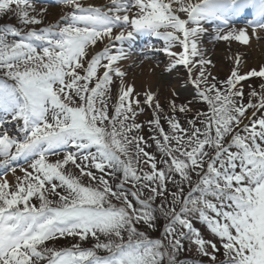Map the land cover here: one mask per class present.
Here are the masks:
<instances>
[{
  "label": "snow or ice",
  "instance_id": "1",
  "mask_svg": "<svg viewBox=\"0 0 264 264\" xmlns=\"http://www.w3.org/2000/svg\"><path fill=\"white\" fill-rule=\"evenodd\" d=\"M39 2L0 0L22 25L0 26V264H189L179 256L193 246L210 264L221 248L224 264H264V83L247 99L243 84L264 67L221 81L201 47L210 27L216 41L260 39L264 0H58L46 26ZM142 38L206 105L193 113L174 88L167 130L157 94L126 80Z\"/></svg>",
  "mask_w": 264,
  "mask_h": 264
},
{
  "label": "rangeland",
  "instance_id": "2",
  "mask_svg": "<svg viewBox=\"0 0 264 264\" xmlns=\"http://www.w3.org/2000/svg\"><path fill=\"white\" fill-rule=\"evenodd\" d=\"M83 2L86 5L91 4L95 6H104L108 3L107 0H83ZM35 7L37 8V10L47 9V11L43 13L44 25L41 26L57 23L65 12V9L63 8L62 5L48 6V7H39L35 5ZM32 14L34 15L35 13ZM3 25L22 27L18 18L14 14H0V26ZM212 33L213 31L210 30L207 35L202 37L201 47L204 50L205 57L212 61V65L209 66V70L212 72L213 76H215L218 80L223 81L227 79L234 69H238V71L241 74L248 73L251 70H253L252 67L253 65H255L254 63H257L258 65V68L255 70H259L261 67H264V62L260 58V55H258V57L255 58L252 47H248V45H242L239 42H235V41L231 43L227 41H216L214 40ZM260 35H261L260 39L251 37L250 39H252V41H250V43L264 42V33H261ZM151 42L155 44L157 47L163 46L162 41L153 39ZM145 44H146V39H144V43L139 49H137L136 44H134L131 48V51L139 52L140 49H143L142 47H145ZM97 50H99V46ZM132 56L133 59H131V56H129V58L123 62V67L124 70L127 72L126 80L128 82L130 81L136 84H140L139 87H141L140 88L141 91L136 90V92L142 93L146 91V89L141 86L143 84L139 83V81L135 79L141 76L145 77L147 75L146 72L147 65L150 67L152 75H157L160 79V83L153 84L150 90L157 94L159 103L164 109V113L161 116V122L166 130L168 128V125L164 122L163 115L171 114L168 108V103L173 98L172 90L174 88L180 93V95L177 98V103H187L188 101H192L193 113L197 110H204L206 108L205 104L193 99L194 93L192 91V86L190 84L185 83L186 71L183 67L180 68L178 74H169L165 71V66L168 63L166 54L160 52L158 53L144 52L142 54H135V56L134 55ZM215 56H220V57L215 58ZM236 57L239 58V65H236L235 63ZM262 83H264V78H259V77H252L248 81L243 82L244 92L246 94L245 99H247V93L250 88L259 90L260 85ZM112 94H113V98L115 99L116 96L115 87H113ZM141 99H143V97H141ZM202 105L204 106L202 107ZM153 117H154L153 110L147 107L145 108L144 112L137 117V122L142 123L144 125L142 131L139 134L145 136L146 139L155 134L150 130L148 125V121L152 120ZM177 118L180 119L181 122L183 123L184 121L183 115L178 114ZM9 127L12 129L13 134H15L16 129L11 124L9 125ZM149 151L153 152L158 157L160 155L159 152L156 150L154 144L153 147L149 149ZM56 158L57 157L55 158L53 157L52 159L54 160ZM2 172L3 169H0V173ZM17 174L22 175L19 172ZM7 178L9 179V181H14V177L12 176L11 173L8 174ZM157 203H159V201H157ZM167 222L168 221L166 220L164 224H166ZM193 223H194V227L201 232L202 236L205 239L216 242L217 246L220 247L219 239L210 232V230L203 222H201L199 219L194 218ZM148 231H149V235L152 238L157 236L158 238L161 237V235H159V232H157L156 229L155 230L149 229ZM62 245L63 247H67L66 240L57 241L55 246L61 248ZM70 245L71 244H69L68 247ZM185 246L186 248L188 247L187 244H185ZM184 253L185 251L182 253L183 255L181 254L179 256L180 260H184L185 258ZM199 258H200L199 259L200 264H204V263L210 264V261L207 257L206 259H203L205 257H199ZM194 259L193 261H191L189 258L186 260L187 261L190 260L188 261L190 264H196L195 262H197V259L195 260ZM225 260L226 257L224 256L223 249L221 248L220 252L217 254L216 264H224Z\"/></svg>",
  "mask_w": 264,
  "mask_h": 264
},
{
  "label": "bare ground",
  "instance_id": "3",
  "mask_svg": "<svg viewBox=\"0 0 264 264\" xmlns=\"http://www.w3.org/2000/svg\"><path fill=\"white\" fill-rule=\"evenodd\" d=\"M250 41H252V39H250ZM248 47H252L253 48V52H254L255 58H257L258 55H260V58L264 62V42H262V43L261 42L260 43H257V42L249 43ZM216 57H220V56H215V58ZM254 64L255 65H253L252 68L253 69H257L258 68L257 63H254ZM146 72H147V75L145 77L141 76V77L136 78L135 80H138L139 83L143 84V85H141L142 87H144L146 90H149V89H151L153 84L160 83V79H159V77L157 75H152L151 69H150V67L148 65H147V68H146ZM128 83L133 84L135 86V90L141 91L140 90L141 87H139L140 84H136V83L130 82V81Z\"/></svg>",
  "mask_w": 264,
  "mask_h": 264
},
{
  "label": "trees",
  "instance_id": "4",
  "mask_svg": "<svg viewBox=\"0 0 264 264\" xmlns=\"http://www.w3.org/2000/svg\"><path fill=\"white\" fill-rule=\"evenodd\" d=\"M165 221H166V219L163 217V216H161L159 219H158V221H157V227H156V230H157V232H159V235H160V233L162 234V232H163V227H164V223H165ZM154 238H158V236L157 237H154ZM66 242H67V245H69V244H71L72 243V241L71 240H66ZM185 244H187L188 245V242H185ZM85 246H91L90 244H88V245H85ZM183 255V254H182ZM184 260H186V259H190L191 261H193V259L195 258V259H197V262H195L196 264H200L199 263V257H202L199 253H198V251H196L195 250V246H193L190 250H186L185 251V253H184ZM194 259V260H195ZM202 259V258H201ZM203 259H206V257L205 258H203ZM190 260H188V261H190ZM190 264V263H189ZM205 264V263H204Z\"/></svg>",
  "mask_w": 264,
  "mask_h": 264
}]
</instances>
